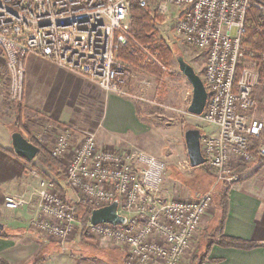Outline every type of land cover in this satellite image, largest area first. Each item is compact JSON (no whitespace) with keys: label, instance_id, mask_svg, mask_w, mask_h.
Returning a JSON list of instances; mask_svg holds the SVG:
<instances>
[{"label":"built area","instance_id":"built-area-1","mask_svg":"<svg viewBox=\"0 0 264 264\" xmlns=\"http://www.w3.org/2000/svg\"><path fill=\"white\" fill-rule=\"evenodd\" d=\"M156 10L171 18L173 32L187 47L203 54L202 81L207 102L199 118L215 131L201 135L200 148L215 183L234 187L235 165L252 160V144L264 124L254 117L259 74L246 60L242 38L246 17L264 18V0H155ZM131 0H0V55L10 73L13 100L22 99L23 59L34 54L96 85L123 95L129 71L116 55L130 41L126 20ZM146 7V0H139ZM74 132L59 133L50 155L64 167L68 203L51 181L40 180L37 215L31 229L63 242L80 230L85 240L124 251L123 264H180L193 252L213 204L210 189L195 199L168 200L161 184L165 163L143 151L99 147L84 131L71 152ZM118 203L124 224L81 223L75 206L100 209ZM23 196L4 199L8 210L24 209Z\"/></svg>","mask_w":264,"mask_h":264},{"label":"rangeland","instance_id":"rangeland-1","mask_svg":"<svg viewBox=\"0 0 264 264\" xmlns=\"http://www.w3.org/2000/svg\"><path fill=\"white\" fill-rule=\"evenodd\" d=\"M152 11L151 15L156 13L159 16V21H156L154 25L156 36L162 40L167 48L171 49V56L167 60L162 61L158 56L152 55L148 49L143 48L130 32L129 14L126 24L128 25L130 41L124 46L127 47L126 53L128 56L134 58L136 63L123 61L119 54L120 49L124 46L119 48L116 59L125 65L130 76L124 87L125 93L120 96L112 94L124 102V107L121 110H116L115 105L110 102L108 104L107 117H104L101 112V115H98V110L94 111L91 127L84 130L94 134L95 140H97L101 148L116 151H143L154 156L160 162L162 161L166 166L160 187L162 196L168 200H176L177 198L183 200L193 199L194 196L208 191V184H220L215 183V173L210 168L200 166V168L192 169L190 167L183 134L187 129H199L201 135H210L215 131V128L204 123L199 117H193L188 113L187 107L192 99V88L184 75L179 72L176 58L183 57L201 78L205 59L203 54L187 47L183 38L173 32L171 18L161 15L158 11ZM245 55L244 65L254 64V69L257 70L253 58L250 57L249 47L246 45ZM257 73L259 74V83L254 90L257 108L254 112V117L264 124V80L258 70ZM10 82L9 68H7L6 62L0 55V121L7 126V129L4 128L3 130L5 135H8V129L12 133L16 130L15 100H13ZM105 118H107L105 126L111 128L108 146L104 145L105 141L101 140L102 136L100 135V130L104 128ZM25 121L24 118L22 120V130L24 131L22 135L25 138L29 136L42 148H45L46 153L50 155L53 146L51 141H55L58 135L53 136L54 138L50 140H42L41 133L29 124L27 125ZM74 139L72 140L71 152L80 142L74 143ZM252 146V160L243 166L237 163L234 168L236 172L251 163L260 164L263 167L264 157L261 158V156H263L262 150L264 149V128L262 136L253 142ZM50 156L52 157V155ZM27 164H29L28 166L32 171V181H34V186L36 187L32 194V201L35 200V207H37L36 204L38 202L36 192L40 180L61 184L63 190L61 192L56 190V192L62 195L66 202H74L73 193L67 188L65 179L61 182L57 180L49 170L41 166L36 158ZM59 166L64 172L61 162ZM36 169L42 171L49 179L47 180L41 176ZM214 201L213 199V203ZM82 207L86 208L87 206ZM79 216L81 214L77 215V217L83 223ZM203 231L204 229L198 233V238L193 243V252L191 250V253H189V257L192 255L190 259H184L180 264H193L192 259L200 257L205 252L204 249L208 239L203 235L200 237ZM67 240H64V242ZM71 243V253L76 258L79 257L86 260V264H94V262L123 264L125 257L123 250L112 249L111 247L99 250L94 242L82 238L80 230L76 233L74 239L71 240Z\"/></svg>","mask_w":264,"mask_h":264},{"label":"crops","instance_id":"crops-1","mask_svg":"<svg viewBox=\"0 0 264 264\" xmlns=\"http://www.w3.org/2000/svg\"><path fill=\"white\" fill-rule=\"evenodd\" d=\"M22 67L23 117L27 125L41 133L42 140L73 131L74 143H77L84 129L91 127L94 111L107 117L110 102L116 110L124 107V102L111 93L37 55L26 56ZM106 119L100 135L108 146L111 128L105 126ZM4 128L7 126L0 121V259L7 264H86V260L71 253V240L75 236L60 242L41 237L31 229L37 215L35 200L32 201L36 187L27 164L31 162L13 153L12 132L8 129L5 135ZM239 174L240 181L234 187L213 183L208 188L214 189L215 201L212 212L209 210L203 221V232L215 221V194L226 192L228 206L222 235L255 243V246L251 250L225 248L215 239L203 264H264V165L251 163L242 167ZM23 195L30 201L24 209L10 211L4 207L6 197ZM203 232L200 237L204 236ZM95 245L102 250V246Z\"/></svg>","mask_w":264,"mask_h":264},{"label":"trees","instance_id":"trees-1","mask_svg":"<svg viewBox=\"0 0 264 264\" xmlns=\"http://www.w3.org/2000/svg\"><path fill=\"white\" fill-rule=\"evenodd\" d=\"M146 7H140L139 0H131L130 3V32L133 34V37L137 40V42L144 48L148 49L152 55L158 56L162 61H165L171 56V49L167 48L161 39L157 38L156 31L154 28L155 22L159 21V16L155 13L152 14V10L157 11L156 1L155 0H146ZM246 30L245 35L242 38V45L249 47L250 57L253 58L255 66L260 73L261 78L264 80V18H261L258 12L251 11L247 14L246 17ZM127 47L124 46L120 50V58L128 63H136L135 59L128 56L126 53ZM15 118L16 123L15 132H19L20 134L24 131L22 130V120L23 118V105L21 101H15ZM28 142L38 147V153L36 159L41 164L43 168L49 170L57 180H64V172H62V168L59 166V163L52 158L46 150L42 148L38 143H36L29 136L26 137ZM261 156V158H263ZM203 167H207L206 165ZM37 172L43 176L45 179H49L46 177L42 171L36 169ZM210 187V184H208ZM56 190L61 192L63 187L61 184H55ZM214 198H216V211L217 214L215 216V223L213 222L204 232V237L208 239V242L205 245V252L200 257H194L192 260L193 264H203L204 259L207 257L209 253V249L214 244L216 239L217 243L221 247L225 248H234L238 250H251L254 248L255 243L247 242L244 240H239L233 237H226L222 235L223 230V222L227 215V206L228 201L226 198V192H218L215 194ZM94 208L91 206L82 207L81 205L75 206L76 215H80L83 223L88 222L90 218V213ZM0 264H7L4 260L0 259Z\"/></svg>","mask_w":264,"mask_h":264},{"label":"water","instance_id":"water-1","mask_svg":"<svg viewBox=\"0 0 264 264\" xmlns=\"http://www.w3.org/2000/svg\"><path fill=\"white\" fill-rule=\"evenodd\" d=\"M179 72L184 75L188 84L192 88L191 102L187 107L188 113L193 117H199L204 112L207 102L206 87L203 84L201 77L194 72L193 68L183 59V57L176 58ZM185 149H187V158L192 169L200 168L206 164V159L202 156L200 148L201 134L198 129H187L184 134ZM11 144L13 153L21 160L32 162L37 156L38 147L28 142V140L19 132L11 134ZM264 155V149L262 150ZM118 203L113 202L112 205L101 207L100 209H93L90 213L89 221L92 225H99L100 223L109 225L124 224L125 218L117 214ZM0 228L2 226L0 225Z\"/></svg>","mask_w":264,"mask_h":264}]
</instances>
